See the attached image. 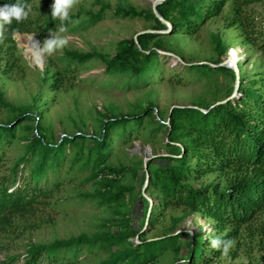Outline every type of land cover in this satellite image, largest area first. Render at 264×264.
Masks as SVG:
<instances>
[{
	"label": "trees",
	"instance_id": "1",
	"mask_svg": "<svg viewBox=\"0 0 264 264\" xmlns=\"http://www.w3.org/2000/svg\"><path fill=\"white\" fill-rule=\"evenodd\" d=\"M36 0H25L33 5ZM16 0H0V6L13 4ZM230 0H164L157 6L158 14L170 23L167 30L152 9L137 10L133 6L118 7L113 15L124 19H142L152 25L157 33L138 35V45L133 38L120 41L116 54L106 60L105 72L111 77L121 76L129 83L141 82L155 72H160L167 55L160 53L168 36H195L213 18L221 16ZM252 2V1H249ZM108 6H102L97 13L84 17L82 13L70 16L65 22L67 29L77 24L85 28L96 26L105 19ZM240 13V8L236 9ZM76 21H79L76 23ZM240 23L233 19L232 25ZM60 22L51 18L46 11L43 19L29 17L22 23L13 21L5 33L12 46V54L17 50V34H37L40 37L55 31ZM16 30L13 36L12 30ZM33 37V36H27ZM23 39V38H22ZM214 51L221 60L227 56V46L218 34L212 35ZM260 50L264 52V35L260 39ZM66 65L62 71L53 69L49 60L43 72L42 84L54 91L66 87L67 78L76 76L79 66H84L102 57L98 53L82 54L66 52ZM185 69H209L223 72L237 80L233 69L227 67L211 68L208 65H188L184 57L178 55ZM236 63V62H235ZM239 78L236 93L225 102L204 104L198 108H173L168 125L154 118V107H148L138 114L115 116L109 114L100 123L98 133L64 136L59 142L51 140L42 125V111L39 97L32 107H15L8 104L0 93V106L10 109L13 117L0 121V232L11 227L14 218L37 212L42 205L49 203L53 189L60 183H52L58 178L67 154L73 155L72 166L82 163L91 173L86 182H95L99 188L95 195L102 205L121 206L131 193L146 204V213L141 229L136 230L130 213L122 214L117 221L121 230L114 233L109 228L92 236L85 234L68 239L55 240L49 244H31L25 253L5 256L0 264H80L85 252L96 248L106 254L101 264H156L168 253L177 257L173 264H213L223 256L220 251L210 247L211 239L201 232L192 237L189 233L174 234L166 232L153 238L148 232L159 223L169 209H184L187 215L199 214L212 220L222 240H236L242 231L252 226L264 215V70L254 78L248 77L236 63ZM233 91L229 90L228 94ZM235 92V90H234ZM233 92V93H234ZM203 108L204 110H202ZM36 111L32 113V110ZM155 119L157 127H146L145 119ZM33 122L35 126H31ZM31 131V135H18V129ZM154 138L162 129L168 134L165 147L168 156L161 157L166 164L148 162V183L145 192L152 199L149 202L133 184H123V175L137 171L132 167L117 166L110 163L109 151L114 137L126 145L137 138L141 130ZM19 139L26 142L24 153L5 166L7 150ZM92 146L85 154V143ZM225 178L224 183L204 182L211 175ZM181 219H177L173 228ZM257 232L264 238V221L257 226ZM138 241L133 242L132 239ZM186 250V251H185ZM185 253L184 256H182ZM234 258L238 252L230 249ZM248 264H264V241L256 259Z\"/></svg>",
	"mask_w": 264,
	"mask_h": 264
},
{
	"label": "rangeland",
	"instance_id": "2",
	"mask_svg": "<svg viewBox=\"0 0 264 264\" xmlns=\"http://www.w3.org/2000/svg\"><path fill=\"white\" fill-rule=\"evenodd\" d=\"M154 0H79L70 12L71 15L82 13L88 17L97 13L102 6H108L105 19L96 26L85 27L77 24L68 29L69 43L55 55L39 57L31 51L27 44V36L36 38L41 45L49 34H17L15 36L17 50L12 54V46L8 42L0 43V93L4 100L15 107H32L36 98L42 111L41 123L49 134V138L59 142L64 136L79 134L93 135L98 133L100 123L109 114L121 116L138 114L154 107L156 120L167 122L173 107L202 106L225 102L232 98L237 80L223 72L209 69L192 70L188 72L175 57L168 56L160 68L149 77H144L139 86L136 80L129 83L121 76L111 77L105 72L106 60L115 54L118 43L124 39L134 38L138 33L153 31L151 23L142 19H124L113 15L118 7L133 6L137 10L152 8ZM252 1V2H249ZM53 0H36L29 14L32 18L43 19L46 11L51 12ZM240 8V13L237 12ZM240 23L232 25L233 19ZM218 34L227 46V56L219 57L214 51L212 35ZM36 35V36H35ZM264 35V0H230L223 14L210 20L195 36H168L160 53L168 52L177 57H184L187 64L207 62L219 64L228 57L232 58L242 72L254 78L264 70V52L260 50V39ZM23 38V39H22ZM236 49V56L230 50ZM82 54L98 53L102 57L95 58L84 66H79L76 76L67 78L65 88L54 91L42 84L43 72L49 60L55 66L53 69L62 71L66 63V52ZM209 66V65H208ZM211 67V66H209ZM212 68V67H211ZM233 89L229 94V90ZM204 110L203 108H201ZM36 110L33 109L32 113ZM10 109L0 106V121L5 123L13 117ZM153 119V120H155ZM151 117L145 119L149 129L157 127ZM35 126L33 122L27 123ZM147 130H141L140 135L126 145H121L120 138L114 137V144L109 151L110 163L117 166L132 167L137 171L123 175L121 183L133 184L136 191L152 202L145 192L146 170L144 159H157L156 163L166 164L161 157L168 156L165 144L168 134L162 129L154 138L147 136ZM31 131L18 129V135H31ZM26 142L19 139L7 150L5 166H8L25 151ZM92 146L88 140L85 143V154ZM76 148L67 154L63 168L58 178H52V183H60L59 188L51 185L53 193L49 203L40 206L34 214L14 218L12 226L0 232V260L5 256L23 254L31 244H49L59 239H68L85 234L107 231L111 228L114 233L121 230L117 221L122 214L130 213L132 224L136 230L141 229L146 213V204L137 196L128 193L126 202L121 206L102 205L100 198L95 195L99 186L95 182H86L91 173L82 163L72 166ZM149 160V161H150ZM148 161V162H149ZM148 167V163H147ZM204 182L224 183L225 178L211 175ZM181 219L175 228L173 224ZM264 221V215L252 226L242 231L232 247L238 257L231 254L222 256L213 264H248L259 254L264 238L257 232V226ZM207 229V230H205ZM174 234L189 233L191 237L201 232L208 239L219 237L216 224L199 214L187 215L180 209H169L164 216L148 232L147 237L153 238L166 232ZM138 241L137 238L132 239ZM186 251V250H185ZM186 252L182 256L185 255ZM108 256L96 248L93 252H85L80 264H101ZM177 257L168 253L161 257L156 264H173Z\"/></svg>",
	"mask_w": 264,
	"mask_h": 264
},
{
	"label": "clouds",
	"instance_id": "3",
	"mask_svg": "<svg viewBox=\"0 0 264 264\" xmlns=\"http://www.w3.org/2000/svg\"><path fill=\"white\" fill-rule=\"evenodd\" d=\"M79 3V0H53L51 4V18L54 21H59L60 25L55 31H50L48 38L41 45L39 42H33L32 47L36 49L39 57L55 55L58 51H62L67 47L69 38L67 35L68 29L66 23L70 21V12ZM32 11V6L26 3L25 0H16L13 4H5L0 6V43L6 39L5 33L8 31L13 21L22 23L25 21ZM79 21H76L78 23ZM13 36L16 35V30H12ZM233 56H236L237 50H230ZM207 230V229H205ZM210 241V247L213 250H218L223 256L228 255L230 249L234 246L235 241L232 239L222 240L219 237H214ZM186 264V262H181Z\"/></svg>",
	"mask_w": 264,
	"mask_h": 264
},
{
	"label": "water",
	"instance_id": "4",
	"mask_svg": "<svg viewBox=\"0 0 264 264\" xmlns=\"http://www.w3.org/2000/svg\"><path fill=\"white\" fill-rule=\"evenodd\" d=\"M164 0H154L153 1V3H152V11H153V13L156 15V17L162 22V23H164L167 27H168V29L167 30H163V31H158V33H160V34H165V33H167L168 31H169V29H170V23L168 22V21H166V20H164L159 14H158V12H157V6L160 4V3H162ZM143 33H154L153 31H144V32H141V33H138L133 39H134V41H135V43L138 45V47H139V43H138V40H137V37H138V35H140V34H143ZM36 36V35H35ZM37 37V40H38V36H36ZM160 52V51H159ZM162 54H164V55H168V56H172V57H175L176 59H178L180 62H181V59L179 58V57H177V56H175V55H173V54H171V53H168V52H163ZM193 64H198V65H209V66H211L212 68H219V67H227V68H230V69H233L234 71H235V73H236V78H237V82H238V78H239V72H238V69H237V66H236V63H235V61L232 59V58H230V57H228L224 62H222V63H219V64H212V63H207V62H200V63H193ZM188 65H192V64H188ZM236 90H237V86H236V89H235V92H234V94L236 93ZM185 107H192V108H197L196 106H183V107H173V108H185ZM172 108V109H173ZM171 109V110H172ZM169 118H170V114H169V116H168V119H167V122H165L167 125H168V120H169ZM150 160V158H145L144 159V167H145V170H146V181H145V185L147 186V183H148V177H149V175H148V173H147V163H148V161Z\"/></svg>",
	"mask_w": 264,
	"mask_h": 264
},
{
	"label": "bare ground",
	"instance_id": "5",
	"mask_svg": "<svg viewBox=\"0 0 264 264\" xmlns=\"http://www.w3.org/2000/svg\"><path fill=\"white\" fill-rule=\"evenodd\" d=\"M32 40H33V42H37V39L36 38H27L26 39V44H27V46H28V48L31 50V51H33V52H36V49H34L33 47H32Z\"/></svg>",
	"mask_w": 264,
	"mask_h": 264
}]
</instances>
